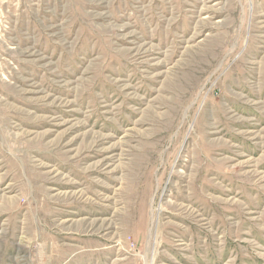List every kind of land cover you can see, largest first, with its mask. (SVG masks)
<instances>
[{"label": "rangeland", "instance_id": "rangeland-1", "mask_svg": "<svg viewBox=\"0 0 264 264\" xmlns=\"http://www.w3.org/2000/svg\"><path fill=\"white\" fill-rule=\"evenodd\" d=\"M0 264H264V0H0Z\"/></svg>", "mask_w": 264, "mask_h": 264}]
</instances>
